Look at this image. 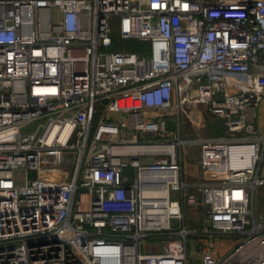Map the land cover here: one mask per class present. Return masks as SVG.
<instances>
[{
	"label": "built area",
	"instance_id": "1",
	"mask_svg": "<svg viewBox=\"0 0 264 264\" xmlns=\"http://www.w3.org/2000/svg\"><path fill=\"white\" fill-rule=\"evenodd\" d=\"M263 169L264 0H0V264H264Z\"/></svg>",
	"mask_w": 264,
	"mask_h": 264
},
{
	"label": "rangeland",
	"instance_id": "2",
	"mask_svg": "<svg viewBox=\"0 0 264 264\" xmlns=\"http://www.w3.org/2000/svg\"><path fill=\"white\" fill-rule=\"evenodd\" d=\"M133 44L128 42V45H124L125 48H129ZM133 47V46H132ZM118 49V47H117ZM36 124H31L25 128V131H33L35 129ZM166 129L167 131H177V124L175 122H168L166 120ZM182 131L186 135V139H199L204 137H212L219 136L224 133V128L221 122L216 119L211 118L204 112L201 107L192 108L191 106L186 110L184 114ZM68 155L64 156L66 161V166H69ZM183 158H184V169H183V178L186 182L195 183L200 181V170L197 167V148L195 146L185 147L183 149ZM130 175V169L127 171ZM264 172V170H263ZM15 179L22 184L24 179V173L22 171H16L14 173ZM255 209L256 213L264 214V186L259 188L255 192ZM184 216L185 221L188 222V225L198 228V212L196 211H185ZM196 220H192V218ZM235 235H214L213 242L215 248L219 246L221 249H227L229 244L235 240ZM146 243H158L154 242L152 238L145 239ZM197 237H191L188 239V264H199L200 261V249L206 245L208 241L207 237H202L199 242H196ZM200 244L199 247L194 249V246ZM157 248V247H156ZM232 250V249H231ZM230 249L224 251V256L230 253Z\"/></svg>",
	"mask_w": 264,
	"mask_h": 264
},
{
	"label": "trees",
	"instance_id": "3",
	"mask_svg": "<svg viewBox=\"0 0 264 264\" xmlns=\"http://www.w3.org/2000/svg\"><path fill=\"white\" fill-rule=\"evenodd\" d=\"M133 45L130 46L129 48H127L128 52H131V53H136L138 56H147L148 54V51H147V48L146 46L144 45H141L137 42H131ZM113 49H116L115 47H113Z\"/></svg>",
	"mask_w": 264,
	"mask_h": 264
},
{
	"label": "crops",
	"instance_id": "4",
	"mask_svg": "<svg viewBox=\"0 0 264 264\" xmlns=\"http://www.w3.org/2000/svg\"><path fill=\"white\" fill-rule=\"evenodd\" d=\"M262 111H263V108H262ZM261 111V112H262ZM264 170V169H263ZM262 174L264 175V172L262 171ZM259 214H262V213H259ZM230 245V244H229ZM227 249H228V247H227ZM227 249H220V253H223L225 250H227Z\"/></svg>",
	"mask_w": 264,
	"mask_h": 264
}]
</instances>
